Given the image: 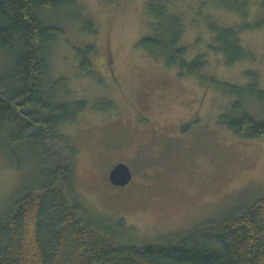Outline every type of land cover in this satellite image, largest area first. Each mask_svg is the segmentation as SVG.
<instances>
[{"label":"rangeland","instance_id":"rangeland-1","mask_svg":"<svg viewBox=\"0 0 264 264\" xmlns=\"http://www.w3.org/2000/svg\"><path fill=\"white\" fill-rule=\"evenodd\" d=\"M77 1L96 34L86 36L79 22L68 25L51 49L49 75L65 78L67 99L85 102L77 120L59 131L78 149L75 193L89 214L123 217L122 233L145 244L264 196V136L242 138L218 122L239 96L202 84L197 76H179L137 46L151 33L148 0ZM158 1L180 17L187 59L203 54L205 71L233 85H245L247 71H255L264 90V0ZM213 22L233 28L249 54L226 64L210 47ZM89 41L96 47L92 76L79 71L75 53ZM3 58L0 52V69ZM242 102L254 116H264L261 104ZM118 162L132 173L125 187L108 178ZM23 175L0 154V218Z\"/></svg>","mask_w":264,"mask_h":264},{"label":"trees","instance_id":"trees-1","mask_svg":"<svg viewBox=\"0 0 264 264\" xmlns=\"http://www.w3.org/2000/svg\"><path fill=\"white\" fill-rule=\"evenodd\" d=\"M146 12L151 33L137 46L176 68L179 76H197L202 84L239 96L218 122L239 137H263L264 116H254L242 102L249 99L264 108L256 72L247 71L242 86L217 81L205 71L203 54L186 58L177 14L158 0H148ZM77 22L86 36H95V24L77 0H0V154L24 173L18 195L0 218V264H264V196L145 244L122 233L123 217L97 218L85 209L75 193L78 149L59 131L77 120L85 102L67 99L65 78L49 75L52 47ZM210 29L215 34L210 47L224 55L226 64L249 54L233 28L213 22ZM95 48L89 41L75 49L81 73L95 74Z\"/></svg>","mask_w":264,"mask_h":264},{"label":"water","instance_id":"water-1","mask_svg":"<svg viewBox=\"0 0 264 264\" xmlns=\"http://www.w3.org/2000/svg\"><path fill=\"white\" fill-rule=\"evenodd\" d=\"M132 177L128 165L123 162L116 163L109 171L108 178L113 185L123 186L127 184Z\"/></svg>","mask_w":264,"mask_h":264},{"label":"flooded vegetation","instance_id":"flooded-vegetation-1","mask_svg":"<svg viewBox=\"0 0 264 264\" xmlns=\"http://www.w3.org/2000/svg\"><path fill=\"white\" fill-rule=\"evenodd\" d=\"M132 181V177H131V180L127 183V184H125V185H123V186H119V185H113V186H116V187H125V186H127L130 182Z\"/></svg>","mask_w":264,"mask_h":264}]
</instances>
